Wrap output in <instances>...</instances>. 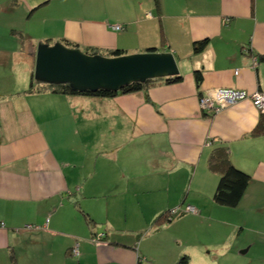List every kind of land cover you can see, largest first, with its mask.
Returning <instances> with one entry per match:
<instances>
[{"label": "crops", "instance_id": "crops-1", "mask_svg": "<svg viewBox=\"0 0 264 264\" xmlns=\"http://www.w3.org/2000/svg\"><path fill=\"white\" fill-rule=\"evenodd\" d=\"M66 40L172 51L183 79L113 97L28 92L37 45ZM263 56L264 0H0V264H264L262 111L249 97L199 107L220 87L264 93ZM220 145L251 175L236 207L214 199Z\"/></svg>", "mask_w": 264, "mask_h": 264}, {"label": "water", "instance_id": "water-1", "mask_svg": "<svg viewBox=\"0 0 264 264\" xmlns=\"http://www.w3.org/2000/svg\"><path fill=\"white\" fill-rule=\"evenodd\" d=\"M180 74L172 51H144L118 56L91 54L62 41L37 45L33 76L46 84H68L80 92L119 91L132 83Z\"/></svg>", "mask_w": 264, "mask_h": 264}, {"label": "trees", "instance_id": "trees-1", "mask_svg": "<svg viewBox=\"0 0 264 264\" xmlns=\"http://www.w3.org/2000/svg\"><path fill=\"white\" fill-rule=\"evenodd\" d=\"M207 39H203L200 41H196L194 44V52L199 53L202 52ZM66 45L72 47H78V44L73 43L69 40H66ZM149 51H155L154 48L149 49ZM87 52L91 54L100 53L95 48H90ZM113 56H118L124 54V50L121 48H116L115 50H111L109 52ZM264 60V56L261 57ZM196 81L198 84H201L203 80V75L201 72H195ZM183 79L181 74L166 78L167 83H176L180 82ZM156 80L160 79H153L148 80L145 83L135 82L128 86H125L119 91H112V90H105L101 89L95 92L86 91L80 92L73 90L70 88L68 84H46L41 83L35 80L34 76L32 78L31 84L28 88V92H40L43 90H50L52 92L61 93V94H83V95H93V96H100V97H113L120 93H133L147 90V88ZM254 135L264 134V111H262L261 119L253 131ZM209 167L210 169L220 173V179L218 182L217 189L214 194V199L217 203L228 206V207H236L240 204L246 189L250 183L251 175L237 166H235L230 158L229 148L225 145L217 146L213 149L210 159H209ZM186 258L183 260L182 264H186Z\"/></svg>", "mask_w": 264, "mask_h": 264}, {"label": "built area", "instance_id": "built-area-1", "mask_svg": "<svg viewBox=\"0 0 264 264\" xmlns=\"http://www.w3.org/2000/svg\"><path fill=\"white\" fill-rule=\"evenodd\" d=\"M115 30H121L123 27L121 24H115L113 26ZM251 98L255 104V106L264 111V93L263 92H254L249 93L246 90L236 88V87H226V88H218L214 92L205 93L199 99V107L205 114H216L222 111L224 108L235 105L241 100L246 98ZM181 207L177 206L170 210L169 217L173 218L175 215L181 213ZM185 211L187 212H197L198 210L192 206L187 205L185 207ZM5 223L0 221V228H4ZM31 227V226H30ZM104 234H100L97 239H101ZM72 252L76 255L79 254L78 245H76Z\"/></svg>", "mask_w": 264, "mask_h": 264}, {"label": "rangeland", "instance_id": "rangeland-1", "mask_svg": "<svg viewBox=\"0 0 264 264\" xmlns=\"http://www.w3.org/2000/svg\"><path fill=\"white\" fill-rule=\"evenodd\" d=\"M108 56H110V55H108ZM258 248H261V246L259 245Z\"/></svg>", "mask_w": 264, "mask_h": 264}]
</instances>
